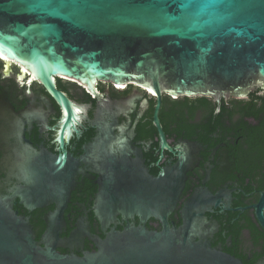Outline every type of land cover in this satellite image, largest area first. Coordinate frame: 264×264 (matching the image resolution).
Returning a JSON list of instances; mask_svg holds the SVG:
<instances>
[{
	"label": "water",
	"instance_id": "1",
	"mask_svg": "<svg viewBox=\"0 0 264 264\" xmlns=\"http://www.w3.org/2000/svg\"><path fill=\"white\" fill-rule=\"evenodd\" d=\"M0 57L40 80L70 112L68 119L73 101L57 88L56 77L95 93L98 80L146 88L158 97L154 122L161 145L170 148L159 118L163 94L220 102L264 90V0H0ZM65 161L59 155L48 174L20 166L24 186L0 196V264H246L198 239L191 223L195 203L182 208L181 225L170 220L185 185V159L154 178L145 175L142 186L137 179L131 191L122 188L125 194H110L103 185V215L138 216L141 223L91 237L95 251L61 253L48 240L60 239L70 199L61 173ZM15 197L30 208L59 203L44 241L14 209ZM150 217L162 223L160 230L143 224ZM84 235L79 223L59 244Z\"/></svg>",
	"mask_w": 264,
	"mask_h": 264
},
{
	"label": "flooded vegetation",
	"instance_id": "2",
	"mask_svg": "<svg viewBox=\"0 0 264 264\" xmlns=\"http://www.w3.org/2000/svg\"><path fill=\"white\" fill-rule=\"evenodd\" d=\"M10 61L0 60V196L24 186L22 166L48 174L64 154L61 173L70 199L60 239L48 240L61 253L95 251L91 237L105 238L112 227L141 223L138 216L105 217L99 202L103 185L110 194H125L122 188L131 191L137 179L142 186L145 175L154 178L185 159V185L170 220L181 225L182 208L195 203L191 223L198 239L246 264H264V90L220 102L163 94L159 118L169 148L161 145L154 122L158 97L146 88L98 80L95 93L56 77L57 88L73 101L68 119L70 112L42 82ZM13 207L44 241L48 218L59 203L30 208L15 197ZM79 223L90 236L60 245ZM143 224L162 228L153 217Z\"/></svg>",
	"mask_w": 264,
	"mask_h": 264
},
{
	"label": "bare ground",
	"instance_id": "3",
	"mask_svg": "<svg viewBox=\"0 0 264 264\" xmlns=\"http://www.w3.org/2000/svg\"><path fill=\"white\" fill-rule=\"evenodd\" d=\"M156 95V94H155Z\"/></svg>",
	"mask_w": 264,
	"mask_h": 264
}]
</instances>
